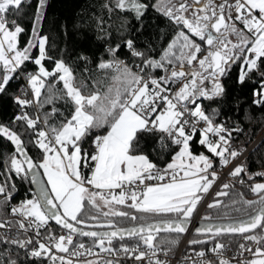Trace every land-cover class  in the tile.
<instances>
[{
    "label": "snow or ice",
    "instance_id": "6c2138e0",
    "mask_svg": "<svg viewBox=\"0 0 264 264\" xmlns=\"http://www.w3.org/2000/svg\"><path fill=\"white\" fill-rule=\"evenodd\" d=\"M26 4L31 0H0V94L13 80H25L13 97L19 113L0 124V137L14 146L0 172V264H21V250L33 264H169L178 237L214 186L204 206L215 216L201 217L206 223L188 241L201 248L185 253L181 264H213L209 253L218 264H231L217 239L224 234L250 242L239 245V255L251 254L240 264H264V182H256L264 172L250 174L237 164L228 174L255 199L235 192L234 184L217 185L216 159L226 167L238 158L232 133L241 129L227 127L219 109L204 106L224 96L222 79L239 64L240 84L259 73L253 103L264 107V0H108L109 14L140 20L151 8L176 31L158 54L132 39L109 44V58L95 65L109 83L101 90L100 81H91V91L70 64L48 55V37L40 32L47 0H36L32 38L21 44L25 29L13 17ZM97 27L110 35L103 18ZM122 47L132 60L120 58ZM58 103L68 106L67 115ZM145 136L156 137L162 151L176 148L163 167L138 149ZM89 137L91 153L84 148ZM194 144L206 151L196 153ZM29 145L41 152L39 162ZM13 176L38 189L17 205L11 204Z\"/></svg>",
    "mask_w": 264,
    "mask_h": 264
},
{
    "label": "trees",
    "instance_id": "16d2710c",
    "mask_svg": "<svg viewBox=\"0 0 264 264\" xmlns=\"http://www.w3.org/2000/svg\"><path fill=\"white\" fill-rule=\"evenodd\" d=\"M105 3H108V0H47L43 20L40 24L41 34L48 37V55L53 59H63L70 64L75 70L77 79L87 84L89 91L93 87L91 81H100L99 87L101 90L109 83L104 78L103 73L95 71V65L99 60L109 58L106 53L109 44L114 46L118 42L123 44L124 40L132 39L139 49L144 50L151 46L154 50L153 54H158L176 31L175 26L154 9L150 8L140 20H137L133 13L114 11L109 14L103 7ZM35 8L36 0H31V4L23 6V12L18 17H13L25 29L24 33L21 34L22 45H26L32 38ZM101 18L105 21V27L110 35L106 36L97 27ZM32 54L35 56L38 55V52L34 49ZM119 56L132 60L126 47L121 48ZM82 57H86L87 60L81 59ZM46 67L51 70L53 67L52 62L46 61ZM35 68L36 66L31 62L27 64L28 71H34ZM86 68L92 69V73L85 72ZM239 75V64L233 65L228 75L222 79L225 89L224 96L211 104L208 101H204V106L206 108L219 109L220 115L218 119L224 122L227 127L241 129V131H234L236 138L233 140V148L238 149L241 154L264 133V107L253 103L255 98L253 93L259 87V73H253L251 79L244 84L238 83ZM24 85L25 80L21 76L18 80L10 82L5 94H0V124H10L14 116L19 113L13 97L20 94L19 90ZM50 107V105L46 106L45 110H50ZM57 107L61 108L67 115L68 106L58 103ZM17 130L19 131V129ZM27 138L25 136L26 140ZM193 147L196 153L206 151L198 144H194ZM84 148L89 153L93 151L92 137L88 138ZM138 149L148 154L150 159L161 167H163L165 162L171 160V153L176 151L174 146H171L170 152L162 151L157 138L154 136L143 137L140 140ZM13 151V145L0 137V172L5 170L4 161ZM28 152L34 161H40L41 152L37 148L29 145ZM218 160L217 158L215 167H217ZM241 164L245 166L247 173L264 172V137L249 152ZM41 171L43 173L42 169ZM81 171L86 176L91 174L88 168H82ZM241 175L248 184L252 183V181H248L246 174L242 173ZM13 180L16 190L11 201L12 205H17L22 200L32 198L34 188L28 180H21L16 176H13ZM261 180H264V178L256 177V182ZM225 182L234 184L235 192L243 193L246 199L256 198L246 185H240L229 180ZM4 211L7 213L10 209L5 208ZM206 213L215 216V210H209L204 207L202 216ZM232 215L237 214L233 213ZM51 226L54 230H58L53 222H51ZM123 226H129L128 222H123ZM238 238L239 236H223L217 239L233 244ZM81 239L87 241V238ZM178 239L179 245L182 235ZM178 245L172 252L176 251ZM193 247L198 249L201 246L196 245ZM19 261L21 264H33L32 259L26 257L22 250L19 252ZM36 264H39V262H36Z\"/></svg>",
    "mask_w": 264,
    "mask_h": 264
},
{
    "label": "built area",
    "instance_id": "2783aa9c",
    "mask_svg": "<svg viewBox=\"0 0 264 264\" xmlns=\"http://www.w3.org/2000/svg\"><path fill=\"white\" fill-rule=\"evenodd\" d=\"M126 50L128 51L127 48H126ZM130 58H132V57L130 56ZM121 59H124L127 61L131 60V59H127V58H121ZM235 138H236V135L234 134V131H233V133H232V147H233V140ZM250 151L251 150H249V149L245 150L244 152H242L238 156L237 159L233 160L232 163L226 167L222 166L218 160L216 169L218 171L220 179L217 181V185L225 182L226 180L236 182V180L233 179L232 177H230L228 174L232 170L233 167H235L237 164H241L244 161V159L247 157V155L249 154ZM261 182H264V180H262ZM216 190H217V187L214 186L212 191L209 193L208 197L206 198V201H204L201 204L200 208L198 209L197 215L195 217L196 219H200L202 211L205 207L204 205L211 199V197L213 196V194ZM0 231H3V230H0ZM191 237H192V235H187V234L182 235V239H181L180 244L178 245L176 251L170 252L169 256L167 257L169 264H181V261L183 260L185 253H187L189 255H194V253L192 252L193 246H190L188 244V241L191 239ZM219 242L223 243L225 245V249L223 250V256H224V258L229 260L231 262V264H240V262L242 260L251 258V254L248 252H244L243 256L238 254L237 250H238L239 245L241 243H250V242H246L241 236H239L237 241L234 242L233 244L227 243L224 241H219ZM196 250H199V249H196ZM206 259L211 260L213 262V264H218V261L216 260L215 256H213L210 253L206 255Z\"/></svg>",
    "mask_w": 264,
    "mask_h": 264
},
{
    "label": "water",
    "instance_id": "95a60500",
    "mask_svg": "<svg viewBox=\"0 0 264 264\" xmlns=\"http://www.w3.org/2000/svg\"><path fill=\"white\" fill-rule=\"evenodd\" d=\"M3 138V137H2ZM6 140V139H5ZM9 142V141H8ZM11 143V142H10ZM14 147V146H13ZM30 155V154H29ZM41 175L43 176V173H42V171H41ZM43 179L46 181V179H45V177H43ZM32 186H33V188H34V192L35 191H37L38 189H37V187H36V185H33L32 184ZM223 222H228V221H223ZM54 223V222H53ZM204 223H206L205 221H203L202 219L200 220V219H196V218H194V219H192V222H191V225L189 226V230H188V232H191V235H196V233H195V229L197 228V227H201V226H203V224ZM55 224V223H54ZM187 232V233H188ZM187 233H185V234H187ZM185 234H182V235H185ZM223 236H240L239 234H224V235H222V236H220V237H223Z\"/></svg>",
    "mask_w": 264,
    "mask_h": 264
},
{
    "label": "rangeland",
    "instance_id": "374dc122",
    "mask_svg": "<svg viewBox=\"0 0 264 264\" xmlns=\"http://www.w3.org/2000/svg\"><path fill=\"white\" fill-rule=\"evenodd\" d=\"M263 137H264V133L261 135V136H259L255 141H254V143L248 148L249 150H253L259 143H260V141L263 139ZM248 149H246V150H248ZM45 179H47L46 177H45ZM262 181V180H261ZM261 181H257V182H261ZM203 203V202H202ZM200 208V206L198 207V209ZM204 210V209H203ZM197 212H198V210H197ZM197 212L196 213H194V216H193V218L192 219H194L195 217H196V215H197ZM202 214H203V211H202ZM202 214H201V217H202ZM206 214H208V213H206ZM201 217H200V220H201ZM195 235H192V237L191 238H193ZM219 240V239H218ZM219 241H221V240H219ZM201 247H199L198 249H200Z\"/></svg>",
    "mask_w": 264,
    "mask_h": 264
},
{
    "label": "bare ground",
    "instance_id": "6f19581e",
    "mask_svg": "<svg viewBox=\"0 0 264 264\" xmlns=\"http://www.w3.org/2000/svg\"><path fill=\"white\" fill-rule=\"evenodd\" d=\"M187 235H191V232H188Z\"/></svg>",
    "mask_w": 264,
    "mask_h": 264
},
{
    "label": "crops",
    "instance_id": "0c3cea01",
    "mask_svg": "<svg viewBox=\"0 0 264 264\" xmlns=\"http://www.w3.org/2000/svg\"><path fill=\"white\" fill-rule=\"evenodd\" d=\"M91 175V174H90Z\"/></svg>",
    "mask_w": 264,
    "mask_h": 264
}]
</instances>
